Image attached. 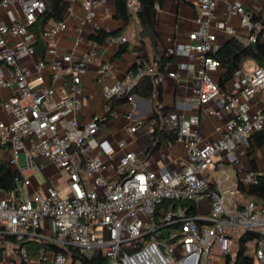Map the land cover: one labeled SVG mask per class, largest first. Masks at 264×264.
<instances>
[{"label":"built area","instance_id":"built-area-1","mask_svg":"<svg viewBox=\"0 0 264 264\" xmlns=\"http://www.w3.org/2000/svg\"><path fill=\"white\" fill-rule=\"evenodd\" d=\"M125 1L131 14L137 15L141 1ZM221 4L227 18L238 17L248 31L244 35L226 26V32L239 41L255 43L263 27L254 19V11L234 0H200L196 29L187 41L165 51L168 57L195 60L192 92L187 100L204 106L208 115L219 119L217 136L208 138L200 130L199 113L175 111L164 118L163 123L176 134L184 151L182 164L169 170L153 168L149 159L127 149L123 139L115 144L97 136L106 120L105 112L121 97L127 98L128 134L148 123L135 116L134 89L146 77L152 78L157 87L165 76L178 78L180 71L188 68L187 61L165 71L160 57L142 60L120 80L108 84L106 77L112 66L99 56L101 43L90 41L79 58L72 52L61 53L56 35L68 25L64 19L52 20L43 34L46 55L37 58L30 29L46 10L45 1L0 0V7L17 6L21 12L11 23L3 22L0 16V89H14L12 95L0 98L8 114L7 119H0L1 153L19 172V184L26 187L23 194L0 189V224L7 233L19 240L44 239L61 248L72 245L85 256L103 255L106 264H208L213 255L226 261L230 257L229 264H235L238 239L256 232L260 239L253 247V264H264V205L244 202L239 180L234 186H223L227 176H222L220 167L217 185L213 186L211 180L217 157L228 156L238 162V149L264 130V110H255L251 101L264 89V67L237 71L238 90L219 100L222 89L216 75L222 66L211 54L217 41L212 21ZM83 8L76 45L84 41L87 25L95 32L101 28L98 0H84ZM111 40L125 42L127 38ZM24 56L35 58L34 63L24 64ZM89 68L103 85L107 105L104 113H95L83 124L79 119L84 104L82 82ZM50 77L67 79L69 92L57 97ZM162 106L159 104V108ZM150 129L154 131V126ZM92 140H96L95 148ZM48 163L56 166V177L66 178V194L54 182L45 193L27 189L31 184L29 173L45 169ZM259 174L251 170L244 185L257 183ZM203 200L208 201L209 212L200 223L198 214L189 212L188 202L199 205ZM44 220L51 222L49 232ZM16 252L20 258L17 264H66L68 260L61 251L44 248L33 257L26 247ZM0 264L13 263L4 255Z\"/></svg>","mask_w":264,"mask_h":264},{"label":"crops","instance_id":"crops-1","mask_svg":"<svg viewBox=\"0 0 264 264\" xmlns=\"http://www.w3.org/2000/svg\"><path fill=\"white\" fill-rule=\"evenodd\" d=\"M68 4L63 13V19L67 22V29L57 33L56 41L58 50L61 53L72 52L75 57L79 58L88 49L90 41H96L94 35L99 31H93L90 25L84 30V41L80 45H76L78 37L77 26L85 14L83 8L84 0H65ZM241 4L248 10L258 12L264 8V0H234ZM98 21L100 22V30L109 32L119 31L115 36L107 39L100 45L99 56L106 62L111 63V70L107 74L106 83L112 84L120 80L125 72L134 67L139 61H151L157 58L159 54H165V51L174 46L176 43L185 42L188 40L189 34L196 29V18L199 12L200 0H164L162 4H157V20L156 31L158 34L157 41L153 42L151 35L148 32H143L139 23L137 15L131 16L130 20L126 22L122 18H117V0H98ZM107 7V11L103 8ZM130 12V11H129ZM20 9L17 6L7 8L0 7V16L5 23H11L14 19L20 17ZM51 18L44 26L36 22L30 29V35L33 37L34 44L37 51V58H44L46 55V47L43 34L47 28ZM230 25L234 29L244 35H248V31L240 25L238 17L227 18L223 5L221 4L215 11V16L212 21L213 31L217 35L215 43V50L220 48L224 43L233 37L226 32V26ZM126 37L125 42H113L112 38ZM264 41V35L262 37ZM127 44L128 49L118 55L120 46ZM35 58L24 56L23 63L32 65ZM162 61V60H161ZM180 61H187L188 68L181 70L178 78H170L165 76L163 82L157 87L154 84L155 90L160 93L155 94V99L159 104L168 106L174 109V112H183L186 115L192 113H199L200 115V130L208 138H215L217 133L215 131L216 124L219 122L214 116H210L206 112L204 106L198 107L188 102V97L192 92V77L194 74L195 60L178 59L175 57H168L162 61L163 70L177 69ZM258 65L253 60H247L244 63L242 71H249ZM224 68L216 75L220 80ZM49 71V70H48ZM50 72V71H49ZM240 77L235 75L225 85V90H222L219 100L227 99L228 94L232 91H237L239 88ZM49 83L57 89V97L69 92L68 81L54 80L49 78ZM83 87H84V104L82 112L79 116L81 123L85 124L91 121L95 113H104L106 111L107 101L103 96V85L97 81L94 69L89 68L83 74ZM14 93L13 88L0 89V98H5ZM253 108L255 110H264V89L252 98ZM113 103V102H112ZM111 103V104H112ZM127 105L125 101L112 104V109L106 113V120L101 123L100 131L97 139L109 138L113 143L119 140L127 142V149L134 150L141 158L149 159L153 168L167 167L169 170L178 168L182 164L183 148L175 141L171 142L168 138L160 139V131H156V122L150 120L152 114V104L149 99L136 96V111L137 118L148 121L144 126L140 127L136 133L128 134L127 127L128 121L125 118ZM172 113V112H171ZM230 114L226 112L225 117ZM8 114L2 109L0 103V119H7ZM164 121V119H163ZM162 121V126H163ZM154 126V131H151L150 125ZM160 124V125H161ZM160 140L159 146L156 148ZM92 146L95 148L96 140H92ZM264 148L258 146L255 142L253 135L249 145L241 146L237 151L238 162H232L228 156H219L216 158L215 170L211 176L212 185H217L218 170L221 168L223 177L227 176V180L223 182V186H234L237 180L244 181L251 170L264 173ZM98 151L97 149H93ZM120 153V150H117ZM56 166L48 163L46 168L36 172H30L31 184L27 189L31 192L45 193L48 186L53 182L62 194L68 192L66 178L63 176L56 177ZM244 184V183H243ZM248 188L246 185H244ZM18 190L23 194L26 187L23 184L18 185ZM240 190V189H239ZM243 201L246 200L243 192L240 190ZM198 216L203 223V216L209 212V203L203 200L197 205ZM43 224L47 227V232L50 231L49 227L51 222L44 220ZM6 257L12 261L13 264L18 263V255L15 249H8L5 251ZM47 264H55L53 262ZM211 264H227L224 257L219 255L212 256Z\"/></svg>","mask_w":264,"mask_h":264},{"label":"trees","instance_id":"trees-1","mask_svg":"<svg viewBox=\"0 0 264 264\" xmlns=\"http://www.w3.org/2000/svg\"><path fill=\"white\" fill-rule=\"evenodd\" d=\"M47 8L46 10L38 17L37 22L40 21V24L44 26L51 18L56 20L63 19L64 10L67 7V2L65 0H44ZM142 7L137 17L139 23L143 29V32H148L151 35L153 42L157 41L158 34L156 31V20H157V4L160 5L164 0H140ZM132 14L129 12L125 0H117V18H122L128 22ZM254 19L259 20L262 23V28L258 31V38L255 42V46L251 47L248 44H245L239 41L237 38H232L224 43L220 48L214 51L211 55L220 61L224 72L220 76V87L222 90H225L226 83L235 77L237 71L242 70L244 63L247 60H253L258 66L264 67V41L262 39L264 35V8L258 12L254 11ZM119 31L109 32L105 30H99L98 34L94 35V39L99 43H104L107 39L115 36ZM128 49L127 44L120 46L118 50V55L122 52H125ZM158 57L164 61L167 56L165 54H159ZM160 93L156 91L152 78H144L140 84L136 86L133 93L136 96L149 99L152 104V114L150 120L156 122V131H160V139L168 138L172 143L176 141V134L170 130L165 124L162 126L163 119L168 116L171 112H174V109L168 106H162L159 108V103L155 99V94ZM126 97H121L113 100V103H118L125 101ZM112 103V104H113ZM161 124V125H160ZM255 142L258 146L264 144V130L256 133ZM160 140L156 145V148L159 146ZM1 144H0V189L3 191H17L19 185L20 174L18 171L14 170L12 166L3 158L1 153ZM239 189L243 192L245 198L252 199L254 202L264 205V173L259 174L257 183L251 184L246 188L242 180H239ZM189 212L193 215H197V205L188 202ZM260 239V235L256 232L241 236L238 241V249L235 257V264H253L254 257L253 254L246 253L248 248L254 247L255 243ZM253 241L252 245H249L248 242ZM6 243H11L14 246V249L17 251L20 247H26L29 255L31 257L35 256L40 252L42 248L49 252L61 251L67 254L68 259L72 258L71 264H76L77 261H80L81 264H106V258L103 255L98 257H89L83 255L78 248L70 245L69 247H58L54 244H51L44 239H23L19 240L15 235L7 233L5 227L0 224V262L5 255L7 250ZM18 255V254H17ZM19 258V256H18ZM231 258L228 257L227 263L229 264ZM20 258L18 259V262Z\"/></svg>","mask_w":264,"mask_h":264},{"label":"rangeland","instance_id":"rangeland-1","mask_svg":"<svg viewBox=\"0 0 264 264\" xmlns=\"http://www.w3.org/2000/svg\"><path fill=\"white\" fill-rule=\"evenodd\" d=\"M262 152L264 151V148L261 150ZM246 200H252V199H247V198H245ZM252 243H254L253 241H250V242H248V244L249 245H252ZM6 246H7V248L8 249H14V246L11 244V243H6ZM236 250L238 249V244H236ZM246 253H248V254H253L254 255V253H253V249L252 248H248L247 249V251H246ZM214 256V255H213ZM216 256V255H215ZM211 260H212V257H210L209 259H208V264H211ZM71 262H72V258H69L68 260H67V263L66 264H71ZM76 264H81L80 263V261H77L76 262Z\"/></svg>","mask_w":264,"mask_h":264},{"label":"water","instance_id":"water-1","mask_svg":"<svg viewBox=\"0 0 264 264\" xmlns=\"http://www.w3.org/2000/svg\"><path fill=\"white\" fill-rule=\"evenodd\" d=\"M248 45L251 46V47H253V46H255V43H249ZM197 220L198 221H202L201 218H197Z\"/></svg>","mask_w":264,"mask_h":264}]
</instances>
